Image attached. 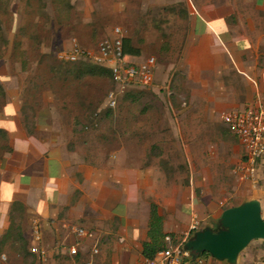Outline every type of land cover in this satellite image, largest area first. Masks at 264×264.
<instances>
[{
	"label": "rangeland",
	"instance_id": "374dc122",
	"mask_svg": "<svg viewBox=\"0 0 264 264\" xmlns=\"http://www.w3.org/2000/svg\"><path fill=\"white\" fill-rule=\"evenodd\" d=\"M69 2L72 10L66 14L55 11L51 0H10L4 12L0 10V60L7 74L5 85L0 84L4 90L0 109L12 91L28 132H35L39 121L48 125L43 127L46 134H54L82 156L101 157L124 148L144 162L153 145L154 160L146 163L161 167L170 196L181 200L171 209L157 206L158 212L165 223L173 219L171 210L177 222L179 213L186 216L185 222L179 220L182 228L166 237L172 244L186 237L192 210L198 229L214 226L213 219L245 200L246 193L241 194L243 188L231 175L240 149L221 120L230 110H211L210 93L189 78L184 63L188 0ZM115 28L131 39L139 59L154 57L157 68L151 88L133 91L129 97L120 94L111 109L106 103L113 87L110 77L77 78L72 72L77 64L60 62L57 54L68 49L73 38L84 47H95L112 38ZM169 78L172 95L167 97L161 88ZM5 141L0 136V156L7 150ZM13 221L31 254L33 222L29 224L25 216ZM13 247L11 242L0 245V264H40L37 257L18 256Z\"/></svg>",
	"mask_w": 264,
	"mask_h": 264
},
{
	"label": "crops",
	"instance_id": "0c3cea01",
	"mask_svg": "<svg viewBox=\"0 0 264 264\" xmlns=\"http://www.w3.org/2000/svg\"><path fill=\"white\" fill-rule=\"evenodd\" d=\"M188 2L184 13L188 33L182 43L184 63L189 78L210 93L211 110H240L264 99V0ZM6 76L0 60L3 86ZM16 97L12 91L6 93L0 109V131L7 145L0 156V239L10 227L12 207L20 204L26 221L39 225L41 245L47 252L44 264H81L89 259L88 241L80 246L76 257L69 256L67 247L75 237L65 225L81 226L98 234L97 264H139L148 231V199L168 209L181 202L170 196L161 167L146 163L154 160L153 145L144 154V162L136 152L124 148L101 157L82 156L54 134H46L43 127L48 125L38 121L35 132H28L20 119ZM138 141L135 138L136 145ZM238 145L240 157L231 175L246 197L237 206L256 200L264 218V158L259 161L255 180L240 182L233 174L243 155ZM173 211L172 221H163L164 234L178 232L182 228L179 220L186 221V216L179 213L177 222ZM222 213L213 219L214 226L196 232L217 230ZM30 243H34L33 235ZM242 252L235 264H264V240H253ZM207 261L229 264L211 256Z\"/></svg>",
	"mask_w": 264,
	"mask_h": 264
},
{
	"label": "built area",
	"instance_id": "2783aa9c",
	"mask_svg": "<svg viewBox=\"0 0 264 264\" xmlns=\"http://www.w3.org/2000/svg\"><path fill=\"white\" fill-rule=\"evenodd\" d=\"M57 59L64 63H89L108 69L114 89L107 93L106 101L112 109L120 94L132 89H149L155 82V58L149 57L139 63L129 61L123 52V35L119 28L114 29L112 38L100 41L95 47H84L78 39L73 38L68 49L58 52ZM170 85L169 78L161 88L167 97L172 95ZM221 120L243 149L242 158L233 169L234 176L240 182L254 181L259 161L264 158V99H257L243 109L224 113ZM198 225L197 216L193 214L189 231L182 241L172 244L167 236L166 248L151 259L143 257L139 264H208L207 260L200 257L193 260L184 248L190 235L198 230ZM64 228L75 237V242L67 247L69 256L76 257L80 246L88 241L89 259L85 264H97L96 257L100 254L98 234L92 229L76 225H65ZM33 241L30 253L37 257L40 264H44L47 252L41 245L42 237L37 222L33 223Z\"/></svg>",
	"mask_w": 264,
	"mask_h": 264
},
{
	"label": "water",
	"instance_id": "95a60500",
	"mask_svg": "<svg viewBox=\"0 0 264 264\" xmlns=\"http://www.w3.org/2000/svg\"><path fill=\"white\" fill-rule=\"evenodd\" d=\"M218 226L217 230L198 231L187 240L184 248L193 260L206 252L217 261L235 264L250 242L264 240V218L256 200L223 211Z\"/></svg>",
	"mask_w": 264,
	"mask_h": 264
},
{
	"label": "trees",
	"instance_id": "16d2710c",
	"mask_svg": "<svg viewBox=\"0 0 264 264\" xmlns=\"http://www.w3.org/2000/svg\"><path fill=\"white\" fill-rule=\"evenodd\" d=\"M9 2L10 0H0V10H3L4 12V9L7 6V4H9ZM51 4L53 5L54 10L58 12L63 10V12H65L66 14L72 10V5L70 4L69 0H51ZM90 47H94V46L92 45ZM123 52L126 55V58L131 62L139 63L145 60V59L143 60L139 59L140 51L133 46L130 38H123ZM76 64L77 65L72 72L77 78H82L84 76H106V77L108 76L112 81L110 71L104 67L96 66L89 63H76ZM113 89H114V84L111 90ZM133 91L136 90L135 89L128 90L127 92L124 93V96L126 97L131 96L130 94H132ZM2 97H4V90L0 85V98ZM119 99L120 98L118 97L117 102L119 101ZM0 136L5 138V135L1 131H0ZM236 206L237 205H234L233 207ZM21 207L22 206L20 204H14V206L12 207L11 224L10 227L5 232V234L3 235V237L0 239V245L2 246L7 244L8 242H11V245L14 246L13 250L18 256L22 258H26L28 256L34 257V255L29 254L26 251L25 237L22 234L21 229H19V227L15 228L13 225L14 217H20V218L24 217V211ZM165 238L166 235L164 234L163 231V219L158 212L157 206L154 203H151L147 238L142 243V253H141L142 257L151 259L155 256L157 252L164 250L167 246L165 242ZM1 251L2 250H0V253ZM199 257L203 258L204 260H207V258L210 257V255L206 252H201Z\"/></svg>",
	"mask_w": 264,
	"mask_h": 264
}]
</instances>
